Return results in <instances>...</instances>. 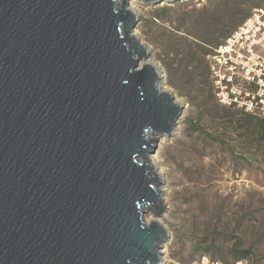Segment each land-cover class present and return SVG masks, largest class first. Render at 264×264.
I'll return each mask as SVG.
<instances>
[{
    "label": "water",
    "instance_id": "95a60500",
    "mask_svg": "<svg viewBox=\"0 0 264 264\" xmlns=\"http://www.w3.org/2000/svg\"><path fill=\"white\" fill-rule=\"evenodd\" d=\"M131 1L0 0V264H161L150 155L183 107Z\"/></svg>",
    "mask_w": 264,
    "mask_h": 264
},
{
    "label": "rangeland",
    "instance_id": "374dc122",
    "mask_svg": "<svg viewBox=\"0 0 264 264\" xmlns=\"http://www.w3.org/2000/svg\"><path fill=\"white\" fill-rule=\"evenodd\" d=\"M206 4L207 0L159 5L132 0L129 5L138 18L132 33L140 37L149 62L160 71L162 91L183 107L173 137H159L150 155L162 171L159 188L166 210L159 224L169 233L161 264H196L204 254L234 264L240 251L249 253V264H264V140L244 134L233 123L239 109L225 112L229 107L218 103L208 57L212 92L200 84L196 63L166 55L155 40L162 29L177 28L185 9ZM164 7H170L168 17L174 24L163 23ZM178 34L186 36L184 30ZM154 217L148 213L147 222Z\"/></svg>",
    "mask_w": 264,
    "mask_h": 264
},
{
    "label": "trees",
    "instance_id": "16d2710c",
    "mask_svg": "<svg viewBox=\"0 0 264 264\" xmlns=\"http://www.w3.org/2000/svg\"><path fill=\"white\" fill-rule=\"evenodd\" d=\"M263 6L264 0H207V4L201 9H185L177 28L170 31L162 29L163 31L155 40L160 41L166 55L175 58L185 57L188 63H196V70L200 72L199 77L202 78L200 84L205 91L212 92L206 57L213 52V49L222 45L255 9ZM162 11L167 16L166 19L156 17V20L162 19L164 24H174V20L168 17L170 7H164ZM181 30L186 32V36L178 34ZM205 101L207 102L208 99ZM232 109L235 108L229 107V110L225 112H230ZM238 112L233 115V123H238L244 134H257L264 140V118L247 113L242 116ZM197 129L200 130V128ZM222 143L225 144L223 141ZM249 257V253L240 251L236 260H246Z\"/></svg>",
    "mask_w": 264,
    "mask_h": 264
},
{
    "label": "built area",
    "instance_id": "2783aa9c",
    "mask_svg": "<svg viewBox=\"0 0 264 264\" xmlns=\"http://www.w3.org/2000/svg\"><path fill=\"white\" fill-rule=\"evenodd\" d=\"M208 56L216 100L264 118V6ZM260 50L261 54H259ZM196 264H227L203 255ZM234 264H249L246 260Z\"/></svg>",
    "mask_w": 264,
    "mask_h": 264
},
{
    "label": "bare ground",
    "instance_id": "6f19581e",
    "mask_svg": "<svg viewBox=\"0 0 264 264\" xmlns=\"http://www.w3.org/2000/svg\"><path fill=\"white\" fill-rule=\"evenodd\" d=\"M129 10H130V9H129ZM130 11H131V10H130ZM150 164L154 167V172L156 173L157 176L160 177V180H161V177H162V171H161V169H159V168L156 166V164L154 163V161H153L152 158H150ZM160 180H159V181H160ZM161 198H162V195H161ZM162 200H163V203H164V199H163V198H162ZM164 214H165V213H164ZM164 214H163L162 216H156V215H154V216H156V217H154L151 221L157 222L158 224H159V223L162 224V217H164Z\"/></svg>",
    "mask_w": 264,
    "mask_h": 264
},
{
    "label": "flooded vegetation",
    "instance_id": "af4514ba",
    "mask_svg": "<svg viewBox=\"0 0 264 264\" xmlns=\"http://www.w3.org/2000/svg\"><path fill=\"white\" fill-rule=\"evenodd\" d=\"M258 52H259V54H261L260 50H258ZM262 58H264V56Z\"/></svg>",
    "mask_w": 264,
    "mask_h": 264
}]
</instances>
